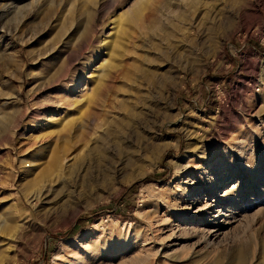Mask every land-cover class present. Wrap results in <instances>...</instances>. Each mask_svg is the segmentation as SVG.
<instances>
[{"label":"rangeland","instance_id":"374dc122","mask_svg":"<svg viewBox=\"0 0 264 264\" xmlns=\"http://www.w3.org/2000/svg\"><path fill=\"white\" fill-rule=\"evenodd\" d=\"M65 98L69 161L38 200ZM245 244L261 264L264 0H0V264H208Z\"/></svg>","mask_w":264,"mask_h":264},{"label":"bare ground","instance_id":"6f19581e","mask_svg":"<svg viewBox=\"0 0 264 264\" xmlns=\"http://www.w3.org/2000/svg\"><path fill=\"white\" fill-rule=\"evenodd\" d=\"M132 12H133V10H132ZM133 13L135 14V12H133ZM125 16H127V15H125ZM125 16H124V18H125ZM128 19H129V17H128ZM150 77H149L150 79H153V80L156 79L155 76H150ZM161 79H162V81L166 80V78H164V77H162ZM154 84L155 83H153V85ZM71 92H72V89L70 91H67L66 92V96L68 94H70ZM63 100H64V98H63ZM77 103L79 104V102H77ZM77 103L76 102H70L67 98H65V101L62 102L56 109L50 108L51 109L50 112L48 111L50 116L48 114L47 115L49 117H51L52 119L51 118L47 119V116L45 115L46 116L45 119H47V120L44 122L45 124H44V127H43L42 131H44L45 129L48 130V135L45 138L43 137V135L45 136L47 134V132L45 131L46 134H43L40 137H43L45 140H47L46 141V143H47L50 140V138H52L51 135H54V138H52V141L53 142L55 141L56 144L55 143H52V144H54V149H55V145H56V149L54 150L53 146H52V149L55 152L53 150L50 151V155L48 156L49 159H48V161H46V165L44 166V168L42 169V171H41V173L39 175L40 177H39L38 183H36L39 186V191L36 194V197H37L38 200H40L41 197L43 196L42 189L44 187L43 185H44L45 181H48L53 174L54 175L55 174L56 175L59 174L58 175V177H59L61 175V173H62V168L65 166V162L69 161L68 160L69 156L65 155L66 147H65L63 142L66 141V139L70 136L71 130L73 128L72 126L77 121V116L78 115L80 116V109H77L76 111L75 110L72 111L70 109L71 105L73 106V104H77ZM54 107H56V106H54ZM92 107L93 108L91 109V114L96 117L95 120H97V122H98V120H100L99 113L102 112V115H103V110L106 108V105H105V103H102V104L94 103V106H92ZM95 107L101 108V111L97 112L96 111L97 109H94ZM4 109H6V108H4ZM4 112H5V110H4ZM45 113H47V112H45ZM3 114H5V113H3ZM2 121L4 122V120H2ZM84 124H85V122L84 123L83 122L80 123V127L83 126ZM43 138H42V141L44 140ZM38 140H39V138H38ZM39 142H40V140H39ZM43 143H44V141H43ZM37 144H38V142H37ZM58 144H59L60 147L58 146ZM57 146H58L59 149L57 148ZM49 148L50 147H48V149ZM189 148H188V150H189ZM58 154H62L63 157L62 156L59 157ZM76 157H73V158L75 159ZM70 165H72V164H70ZM72 167L73 166H69L68 167V169H70V172H72L71 171ZM50 181H52V180H49V182ZM219 181H220V186H222L223 184L226 185L227 182H228V181H225L224 178H221ZM225 185L222 188H224ZM220 186L218 184H216L214 186V188L216 187V189H217ZM215 190L213 191V194H216ZM208 246H210L209 243H207V247ZM253 252H254V247L252 245H250V244H247V245L245 244V245L239 246L237 249H235L233 251V254H231L229 257H224L223 255H220L217 259H215L212 262L211 261L212 258H210V257H212V253L213 252H212V249H211L208 252L207 255L201 256L199 260L202 261V260L209 259L210 261H208V264H250L251 260L253 259ZM260 255L262 256V259H264V244L261 245ZM222 259H224L226 262L225 263H221ZM261 264H264V261Z\"/></svg>","mask_w":264,"mask_h":264},{"label":"crops","instance_id":"0c3cea01","mask_svg":"<svg viewBox=\"0 0 264 264\" xmlns=\"http://www.w3.org/2000/svg\"><path fill=\"white\" fill-rule=\"evenodd\" d=\"M251 44H253V45H255L256 47H258V48H259V50H261V49H262V48H261V47L258 45V43H257V42H255V43H254V42L252 41V42H251ZM253 48L255 49V47H254V46H253Z\"/></svg>","mask_w":264,"mask_h":264}]
</instances>
